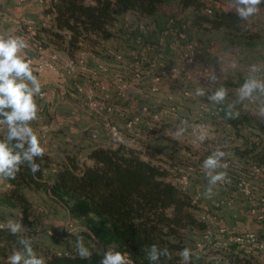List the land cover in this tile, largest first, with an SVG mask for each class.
<instances>
[{"label": "rangeland", "instance_id": "rangeland-1", "mask_svg": "<svg viewBox=\"0 0 264 264\" xmlns=\"http://www.w3.org/2000/svg\"><path fill=\"white\" fill-rule=\"evenodd\" d=\"M201 1L205 3L207 8H211L214 12L221 10L219 7L220 5L228 6L229 4V0ZM262 10H264V7ZM213 13H207L206 9L203 14L213 18ZM0 16H6V24L19 20V22L23 24V33L28 34V32L25 31L26 24L24 25L20 20L21 18L18 19V15L15 13L10 14L6 12L5 15ZM193 16L194 10H184L181 7L180 0H169L155 15L149 17L123 18L122 16L120 19L121 23L118 22V27H114V30L118 31L120 34L119 38L123 42H126L127 38H129L135 42L141 43V46L137 47V49L125 44L123 47L125 50H122L124 56L125 54L130 56V52L136 50V54L139 56L138 59L131 60L127 57L126 61L137 62L141 75L140 78L131 80L123 74L124 69H121L123 72L119 74H122L123 82L126 86L124 88L126 94L125 98H121L116 91L112 90L109 92L98 90L96 94H98L99 99L105 100L106 109L108 110L112 109L115 105L121 106L122 108L128 105V102L125 101L128 100L130 93H134L138 105L137 112L139 111L137 115L141 116L142 121L129 129L127 128L129 117L122 114V119L126 120L125 124H123L122 119H118L121 124L118 123V120L115 124L123 130L128 139H135V145H137L139 149L145 150L147 152L146 157H149L160 167L163 168L170 164L172 167L178 168L179 171L175 173H178L179 176L182 172L186 171L191 174V180L196 178L197 181L199 180V183L203 185L202 189L196 191V189L188 188V191L192 192L197 198L201 207L198 215L199 217L207 215L213 218L211 227L216 233L215 238L220 242H225L228 237L232 235L230 234L231 228L229 226L232 220L238 222L243 221L241 218V209L250 214V209L254 207V205L260 203V200L264 198V196H261L259 200L256 201L257 194L255 192L253 198L248 199L236 188V184L241 178L250 180L255 188L257 184L253 182V179L257 175H250L245 171H242L244 174L235 175L232 166L235 165V161H240L232 157H224V161L227 163L228 167L227 169H221V171H227L230 181H234V187L230 184L231 182L218 184L213 190L214 194L211 197L207 196L206 188L208 186V180L205 172L201 168V164L203 159L207 157L205 155L212 151H208L210 150L208 142L201 143L190 136L193 132L190 125L191 123L188 118L180 115L179 107H182L184 104H189V106H191L197 103V101L207 104L208 106L211 103L208 100V96L211 95L220 83L213 84L207 79V76L214 71L210 59L211 52L215 49H224L230 56L235 57V65H237L238 70L242 69L247 64L249 66L252 64L264 65V13H259L248 21H244L242 31L232 36H228L224 29L213 30L210 29L208 25H205V27H193ZM28 19L30 22H33V19ZM148 42L155 46V50L152 51L150 55L143 52V48ZM177 42H180V44H177ZM182 42H193L197 45L198 63L196 65L187 66L182 61V54L180 51ZM34 56L33 53L30 55L32 59H35ZM50 58L51 55L44 56L46 61L50 60ZM147 61L152 64L151 72L147 66L144 67ZM84 63L82 58L78 60L76 74H72L68 72L66 68H62L64 64L62 60L59 61V68L56 71L47 69L43 73H38L36 71V66L34 70L40 79L42 94H45L43 98L39 95L37 96L38 99H36L39 105V113L37 120L34 121V130L38 133L41 143L49 145L52 149V153H63L61 154L63 156L62 159L66 156L77 157L80 159L81 163L89 162L86 154L91 145L84 140H93L91 135L95 129L92 126L90 127V125L98 123L102 126L106 119L105 117H109L111 113L105 110L103 114L105 116L97 115L87 105L85 96L78 94L76 90L71 91L73 96L66 93L64 96L60 97L59 104L51 93L54 92V82L57 79H64L69 82L71 78L76 77L78 85L84 87L89 82L90 77L101 78V80L111 77L109 76L110 68L107 65H105L107 69L106 72L102 71L99 66L95 67L92 65H88V67L95 68L86 71L84 69ZM206 65H209V68H207ZM174 67L180 70L178 75L172 73L171 70ZM161 74H163L161 81L157 84L156 77ZM234 74H236L235 71ZM225 78L226 77H224L222 81L227 82V86L232 88L233 103L237 99L236 89H238L241 83H239V79L237 80V84H235L231 83L232 81H226ZM152 87H157V92H153L151 89ZM74 88L75 86H73V89ZM198 88L204 89V96H197L195 94ZM184 91H190L193 97L191 99H185L182 95ZM116 98L120 100L117 101ZM259 99L264 100V97ZM43 100H47L46 103ZM43 103H45V107ZM256 104L257 103L245 101L236 105L235 110L239 112L243 111L251 118L249 123H246L243 125V128L239 129L241 133L243 132L245 134L243 136L247 137L243 140L242 144H238L239 146L235 147L236 150H243V147H245V149L254 147L252 140L248 139L252 136L258 137L256 142L261 140L259 147L264 145V138L254 132L258 130L262 131L261 128H264V119H260L256 115L257 108L253 106ZM243 106L246 109L241 111ZM142 107L151 108V112H142ZM210 114L211 112L208 111L204 115L214 118ZM155 115L159 118L155 119ZM116 116L119 117L120 115L116 114L114 117ZM176 119H179L181 122H178ZM168 121L172 124L169 125L167 123ZM92 129L94 130L91 131ZM177 129L184 130L183 135L179 138L173 135ZM147 131V137H151L150 140L145 139V132ZM241 133L236 134L237 136H241ZM224 134L225 133H222L220 137L223 141ZM93 141L100 142V136ZM212 141H209V143L214 147L216 144ZM204 145H206L205 148L207 149H202ZM217 145L223 146L225 143ZM170 148H173L171 153ZM198 150H203V155L198 153ZM220 150L225 151L223 147H221ZM175 173H173V176L177 177ZM49 178L50 177H48V180H50ZM231 188L233 190H229ZM9 190L8 179H0V224H5L9 218L16 220H21L22 218L21 209L13 204L5 202L2 198V194ZM231 191H237L240 195H231ZM26 193L33 202L32 216L30 217L32 225L23 223L27 226L28 230L22 231L20 234L26 235L31 239L32 243L36 246L35 251L39 256L43 257L42 251L44 248L56 253L74 252L76 238L81 236V230L84 227L83 223L69 217L68 212L53 203L44 191L28 190ZM231 199L234 201L238 200L244 205L235 209V205L230 202ZM253 202L255 203L253 204ZM250 217L252 221H256L251 214ZM222 228H225V233H219ZM191 236L196 239V243L201 242L204 238V234L200 232L192 233ZM84 243L89 249L94 250H99L102 246L99 245L97 241L84 239ZM192 252L196 253V249ZM252 254L255 257L252 264H264V253H262V250L253 251Z\"/></svg>", "mask_w": 264, "mask_h": 264}, {"label": "trees", "instance_id": "trees-1", "mask_svg": "<svg viewBox=\"0 0 264 264\" xmlns=\"http://www.w3.org/2000/svg\"><path fill=\"white\" fill-rule=\"evenodd\" d=\"M87 1L53 0V8L45 11L52 15V20L49 24L38 25L32 39L43 49L54 46L75 58L83 50V44L101 45L118 39L120 34L114 27L122 16L129 13L137 17L155 15L169 0H93L95 4L92 5ZM180 3L184 10H194L193 27L208 25L213 30L224 29L228 36L242 31L244 21L234 12L212 10L214 17L210 18L203 14L207 6L201 0H180ZM227 120L234 128H239L251 118L240 112L239 118ZM34 125L33 121L31 126ZM261 129L264 133V128ZM4 134L0 129V138ZM256 143L253 142L252 148L237 149L236 154L241 159H250L264 175V145L259 147L261 140ZM86 157L89 162L81 163L74 156L54 161L46 153L43 159L37 158L40 171L35 175L27 165L21 166L16 178L8 180L10 190L2 194V198L19 207L22 222L32 225L33 202L26 192L44 191L72 219L83 223L81 236L85 240L98 241L99 245H110L128 253L133 264H150L146 251L154 243L167 248L170 254V258L162 257L159 264H180L181 249H196V239L191 234H204L208 226L198 215L201 207L195 202V196L169 181L168 170L152 164L141 152L122 144L94 146L87 151ZM53 168L56 175L51 182L47 174ZM90 232L95 233V240ZM259 237L264 242V233ZM20 238L29 237L0 229V264H8L7 258L20 248ZM32 246L35 250L34 243ZM90 250L92 257L84 260L72 259L74 252L56 253L47 248L42 252L46 264H99V250ZM217 254L223 257L219 264H252L255 259L245 247L230 243L223 251L211 249L208 253H193L191 264H215L209 256Z\"/></svg>", "mask_w": 264, "mask_h": 264}, {"label": "clouds", "instance_id": "clouds-1", "mask_svg": "<svg viewBox=\"0 0 264 264\" xmlns=\"http://www.w3.org/2000/svg\"><path fill=\"white\" fill-rule=\"evenodd\" d=\"M261 5H264V0H229L228 8L234 10L240 20L248 21L261 12ZM28 47L23 37L0 34V129L5 132L3 138H0V179L14 180L23 165H27L35 175L40 171L37 158L43 159L47 153V148L42 145L38 133L31 126L38 118L39 105L35 97L42 95V85L38 75L34 74L31 59L23 54ZM207 79L213 84L219 81L214 71ZM229 92L230 89L220 83L208 96V100L213 105H222ZM195 94L204 96L205 91L198 88ZM236 96V101L228 104L225 110L229 119L239 118L240 112L235 110L236 105L245 101L258 102L256 115L264 119V100L259 99L264 97V65L249 66L247 75L236 89ZM183 133V129H177L173 135L179 138ZM207 139V133L197 136L201 143ZM225 155L224 151L217 148L202 161L201 168L208 180L206 195L209 197L214 194L213 190L218 184L230 182L227 171H221L228 167L224 161ZM3 228L12 235L28 230L22 219L12 218L5 224H0V229ZM89 234L96 239L95 233ZM18 243L20 248L7 258L8 264H46L45 259L34 250L31 239L20 238ZM74 253L72 259H90L93 255L82 236L76 238ZM97 255L100 256L99 264H133L128 253L118 251L110 245L101 246ZM179 255L180 264H191V249L183 248ZM162 257L170 258L167 248H161L155 243L147 247L146 258L150 264H159Z\"/></svg>", "mask_w": 264, "mask_h": 264}, {"label": "crops", "instance_id": "crops-1", "mask_svg": "<svg viewBox=\"0 0 264 264\" xmlns=\"http://www.w3.org/2000/svg\"><path fill=\"white\" fill-rule=\"evenodd\" d=\"M88 4L92 5L95 4V1L93 0H88L87 1ZM49 5V1L48 0H31V1H27L25 3H22L20 0H0V15H5V13H10V14H16L18 15L17 18L20 19L24 25H25V31L28 32L27 34V38L25 39L29 45V47L27 49L24 50L23 54H26V56L29 59H32L30 57V55L33 53L35 56V59L33 60V69L35 70V65L39 62L38 59H40L42 56H49L52 55L53 53H57L60 56V60H62V62H64V64L71 60H78L80 58H82V60L85 62V66L84 69L86 71H90L93 70L96 66H100L102 65V63H105L109 68H110V75L113 76L117 73L123 72L121 71V69H124V73L129 79L131 80H135L134 77V69L136 68L137 64L132 62H127L126 59L127 57H129L131 60H134V56L136 54V50H132L130 52V56H128L127 54H125V62L120 63L117 62L115 60V58L112 56V52L114 51H118V52H122V50H125L124 45L126 44L129 47H132L134 49H137V47H140L141 43L139 42H135L134 40H131L129 38H127L126 42H123L120 38L115 39V40H109L106 42H102L101 45H90V44H83V50L81 52H79L75 58H71L66 52L61 51L56 49L54 46H50L47 49H43V50H39L34 42V40L32 39V34L35 32L36 33V29L37 26L40 24H44L45 20V11L47 6ZM220 9L228 11V12H234V10H230L228 8V6H224V5H220L219 6ZM261 12L260 13H264V10H262V8L264 7V5H261ZM5 12V13H4ZM235 13V12H234ZM124 17H137L133 14H126L123 16ZM28 18L33 19V22H30V20ZM139 18V17H137ZM120 22V21H119ZM7 20H6V16L1 17L0 16V34H5V35H15L18 25L22 23L19 22V20L13 21L10 24H6ZM31 23V24H30ZM121 23V22H120ZM118 27V24L115 25V28ZM132 30V28H131ZM31 35V36H30ZM104 61V62H103ZM108 64H107V63ZM210 62L213 66L214 72L216 73V75L219 77V81L220 83H224V85L230 89L229 95L226 98V101L224 102V112L223 114L218 117V118H211L208 117L206 115H204L205 113H207L208 111H210L212 108H210L207 104L204 103H200L197 101V103L194 104H190L191 106H189V104H184L182 107H179V113L181 116H184L186 118L189 119V122L191 123V127H192V135H190L191 137H193V139L197 140V136L202 134V133H207V135L209 136V139L205 140L204 142H208L209 146H210V150L208 151H214L217 148H221L223 147L225 149V157H232L234 159L239 160L240 162H234L235 165L232 166L233 168V172L235 173V175H241L244 174L242 171H245L246 173L248 172V174H250V165L252 164V161L249 159H241L237 154H236V148L237 146H239L238 144H242L243 140L247 137V136H243L245 135L243 132L241 133V131L239 129L243 128V125L239 128H234L231 124L228 123L227 120V116L225 115V110L227 109V105L232 103V88H230L229 86H227V82H223L222 80H224L223 78L226 77V81L228 80V82L232 81L231 83H235L237 84V80L239 79V83L243 82L244 77L247 75L248 73V69H249V65L247 64L245 67H243L242 69H237V65L236 64V60L235 57L230 56L228 54V52L226 53V51L224 49H218V50H213L211 52V59ZM112 63V64H111ZM150 62H146L145 66H147V68L152 69V64ZM83 64V63H82ZM88 65H92L95 66L94 68H89ZM232 65H235V67H233ZM63 68V66H62ZM234 71L236 74H234ZM34 74H36L34 72ZM149 74V72H148ZM78 80H76V77L71 78V80L69 82H67V80L64 79H57L54 82V88L51 94L54 96V99H56L57 103L59 104L60 101V97L64 96L66 93L69 94L70 96H73V93L71 92L72 90H76L77 91V87L79 86L77 83ZM89 83V82H88ZM88 83L85 85L87 86ZM219 83V84H220ZM73 86H75V88L73 89ZM66 89V92H65ZM78 93V91H77ZM79 94V93H78ZM83 95V94H80ZM85 96V95H84ZM128 100L125 102H128V105L123 106L124 108V112L122 113L123 115L125 114L127 117H131L133 114H135V112H137L138 110V105H137V100L136 97L134 95V93H130V96H128ZM38 99V98H36ZM35 99V100H36ZM117 101L120 100L119 98H116ZM86 100V97H85ZM45 101V100H43ZM47 101V100H46ZM45 101V103H46ZM42 103V102H39ZM45 103H43V106L45 107ZM61 103V102H60ZM258 104V102H257ZM256 105H253L254 108L258 107ZM41 105V104H40ZM199 105V106H198ZM246 109L244 106L242 107L241 111ZM166 112V111H164ZM243 112V111H242ZM118 119H122V116L120 115L119 117L116 116L113 118L114 122H116ZM123 120V124H125L126 120ZM178 122H181L179 119H176ZM91 121V120H90ZM119 124L120 120H118ZM169 125H171V122H167ZM94 124V123H93ZM91 124L90 127H94L95 130H98L100 132V142H96V141H91L89 139H85L84 141L89 142V144L91 145L90 149L94 146H111L112 143L110 142V140L108 139L105 131L101 128L100 124H95L93 125ZM94 129H92L91 131H93ZM256 134L261 135L262 138H264V134L262 133L261 130H258L257 132L254 131ZM145 139L150 140L151 137H147L148 135V131L145 132ZM225 133L223 135L224 141L220 139V137L222 136L221 134ZM236 133H241V136H237ZM249 140L251 139L252 142L256 143V140L258 139V137H251L248 138ZM89 140V141H88ZM213 140V141H212ZM209 141L211 142H215V146L212 147V145L209 143ZM259 141V140H258ZM257 141V142H258ZM96 142V143H94ZM221 143H225V145L223 146H219L217 144H221ZM43 146H45L47 148V153L48 155L54 160V161H61V159L63 158V156L61 154H54L52 153V149L49 147V145L42 143ZM206 145H204L202 147V149H207L205 148ZM214 148V149H213ZM173 148H170V153L172 152ZM199 149V148H197ZM245 149V147H243V150ZM199 151V150H198ZM207 151V150H206ZM198 153L203 155V150L199 151ZM211 154V152H209ZM209 154V155H210ZM175 155V154H174ZM207 156V155H205ZM203 157V156H201ZM55 175H56V169L53 168L48 174H47V179L48 177H50V181L54 182L55 179ZM231 185L234 187V181L231 180L230 181ZM253 182L255 184H257V186H255L254 190L257 194V198L256 201L259 200V198L261 196H264V175L260 174L258 176H256L253 179ZM202 184L199 183V180L197 181L196 179L191 180L190 183V187L189 189H196V191L199 189H202ZM232 187V188H233ZM229 189V190H233V189ZM190 192V191H189ZM192 195H194L192 192H190ZM231 195H240L237 191H231ZM233 205H235V209L237 207H241L244 204L240 203V201L236 200H232L230 201ZM255 202H253L254 204ZM241 214H242V222H238V221H233L229 224L231 231L230 234L232 235H238V234H242V233H246V232H255L258 235L263 234L264 233V224L258 223L257 221H252V218L250 217V214H248V212L246 213L245 211H243L241 209ZM69 215V213H68ZM69 217H71L69 215ZM262 253H264V250H262ZM219 256V254H218ZM221 256V255H220ZM223 259V257H222ZM227 263V261H225Z\"/></svg>", "mask_w": 264, "mask_h": 264}, {"label": "built area", "instance_id": "built-area-1", "mask_svg": "<svg viewBox=\"0 0 264 264\" xmlns=\"http://www.w3.org/2000/svg\"><path fill=\"white\" fill-rule=\"evenodd\" d=\"M20 1L25 3L28 0H20ZM48 1H49V5L47 6L46 9L51 8L53 5V0H48ZM207 13L212 14V9L207 8ZM45 20L46 21L44 22V24L45 25L49 24L50 21L52 20V15L51 14H45ZM23 32H24L23 27L21 24H19L15 35L23 37L24 39H26L27 34H24ZM35 35H36V33L34 32L32 34V37H34ZM33 40H34L37 48L39 50H43V48H41L38 41L35 39H33ZM177 44H180V42H177ZM154 50H155V46L151 45L150 42H148V44H146L143 48V52L146 53L147 55L148 54L150 55V53ZM180 51L182 54V61L184 62V64H186L187 66H194L198 63V59H197L198 54H197V45L196 44H194L193 42H182V45H180ZM112 56L115 58V60L117 62H120V63L125 62V56L123 55L122 52L114 51V52H112ZM138 57L139 56L137 54H135L134 60H137ZM78 60L71 59V60L67 61L65 64H63V68H66L68 70V72H70L72 74H76L77 73L76 66H77ZM59 61H60V56L57 53H53L51 55L50 60H47V61L44 59V56H42L39 59V62L35 65L36 71L38 73H43L47 69L56 71L59 68ZM32 64H33V61H32ZM103 64L104 63H102V65H100L99 68L102 71L106 72V70H107L105 67L106 64H104V65ZM136 64H137V62H136ZM206 66H207V68H209V65H206ZM171 71L174 75H178L180 72V70L176 67L172 68ZM163 74L156 77V83L157 84L161 81V77ZM140 75H141V72L138 69V64H137L136 68L134 69V77L140 78ZM109 76H111V75H109ZM125 87L126 86L124 85L122 74L117 73L111 77L104 79V80L103 79L101 80V78L98 79V78L90 77L88 85L84 86V87L78 86L77 91L79 94L85 95L87 105L97 115L105 116V115H103L105 110L107 112L111 113L109 115V117H105L106 119H105L103 125L101 126V128L105 131V133H106L108 139L110 140V142L112 143V145L117 146L119 144H122V145H125L127 147L134 148V149L138 150L139 152H141V155L143 158L150 161L152 164L159 166L154 161H152L149 157L148 158L146 157L147 152L145 150H141L137 147V145H135V141H136L135 139H128L126 137V134L123 132V130H121V128L115 124V122L113 120L114 116L116 114L122 115V113L124 112V108H122L121 106L115 105L112 107V109L107 110L105 100L99 99L98 94H96V92L98 90H102L103 92H109L110 90H112V91H116L118 96H120L121 98H125L126 97V94L124 92ZM151 89L153 92H157V90H158L157 87H152ZM182 95L185 99H191L193 97V94L190 91H184L182 93ZM44 96H45V94L40 95L41 98H43ZM209 107L212 108L210 110V112H211L210 115L213 116L214 118L220 117L224 112V104L213 105L212 103H210ZM141 109H142V112H144V113H150L151 112V108H149V107H142ZM138 112H135V114H133L129 118V120L127 122V128L131 129L134 125H136L142 121L141 116L137 115ZM174 112H175V110H174ZM154 118L158 119L159 117L157 115H155ZM99 135H100V132L98 130H94L91 137L93 140H96ZM163 169H166L170 172V176L168 178L169 181H171L173 184H175L176 186H178L182 190H185V191L188 190V188L190 187V183H191V174L189 172H186V171L182 172V174L179 176L178 173L177 174L175 173L176 171H179L178 168L172 167L170 164H169V166H164ZM249 169H250V175H257L258 176V175L262 174L261 169L256 164H251ZM173 173H175L176 174L175 176H177V177H174ZM236 188L240 193H242L248 199H252L254 194H255L254 186L250 180H246V179L241 178L237 182ZM195 202H198L196 197H195ZM249 213L253 216V218L256 221L264 224V198H262L260 200V203H258L257 205H254V207H252L250 209ZM200 218L204 223L207 224L208 228L204 233L203 240L201 242L197 243L196 252L208 253L211 249H217V250L223 251V250H226L228 248V244H230V243L231 244L232 243L233 244H239V245L245 247L248 253H251V252L256 251V250H264V242L260 241L259 235L257 233H254V232H246V233H242V234H238V235H230L225 242H220L215 238L216 233H215L214 229L211 227V223H212L213 218H210L207 215H202ZM225 232H226L225 228H222L219 233H225ZM209 260L213 261L215 264H219L223 259H222V256H220V254H219V256L217 254V255L209 256Z\"/></svg>", "mask_w": 264, "mask_h": 264}]
</instances>
